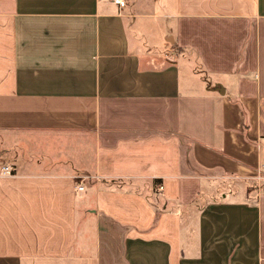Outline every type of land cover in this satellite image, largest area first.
Here are the masks:
<instances>
[{
  "label": "crops",
  "instance_id": "0c3cea01",
  "mask_svg": "<svg viewBox=\"0 0 264 264\" xmlns=\"http://www.w3.org/2000/svg\"><path fill=\"white\" fill-rule=\"evenodd\" d=\"M124 1L0 0V264H264V0Z\"/></svg>",
  "mask_w": 264,
  "mask_h": 264
},
{
  "label": "rangeland",
  "instance_id": "374dc122",
  "mask_svg": "<svg viewBox=\"0 0 264 264\" xmlns=\"http://www.w3.org/2000/svg\"><path fill=\"white\" fill-rule=\"evenodd\" d=\"M139 22L143 23L144 25H146L147 27H149V29H142L144 30V34H146V42L151 45V46H156L157 45V35H155V30L151 28V26L153 25L152 21L149 19H142ZM135 29L132 28V32L134 33ZM191 61H193L192 57L190 59ZM188 68V67H186ZM7 165V164H6Z\"/></svg>",
  "mask_w": 264,
  "mask_h": 264
},
{
  "label": "built area",
  "instance_id": "2783aa9c",
  "mask_svg": "<svg viewBox=\"0 0 264 264\" xmlns=\"http://www.w3.org/2000/svg\"><path fill=\"white\" fill-rule=\"evenodd\" d=\"M114 2H115L117 5L121 6V7H125V6H126V2H125L124 0H114ZM12 170H13V169H12L11 165H5V166L3 167V173H4V174L11 175V174H12ZM78 189H79L80 191L84 190V188H83L82 186L78 187Z\"/></svg>",
  "mask_w": 264,
  "mask_h": 264
}]
</instances>
